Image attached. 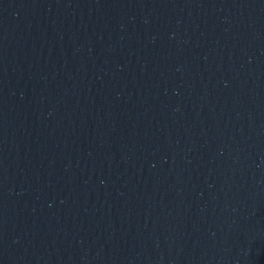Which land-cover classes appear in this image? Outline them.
<instances>
[{"label": "water", "instance_id": "obj_1", "mask_svg": "<svg viewBox=\"0 0 264 264\" xmlns=\"http://www.w3.org/2000/svg\"><path fill=\"white\" fill-rule=\"evenodd\" d=\"M0 264H264V0H0Z\"/></svg>", "mask_w": 264, "mask_h": 264}]
</instances>
